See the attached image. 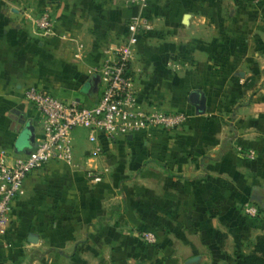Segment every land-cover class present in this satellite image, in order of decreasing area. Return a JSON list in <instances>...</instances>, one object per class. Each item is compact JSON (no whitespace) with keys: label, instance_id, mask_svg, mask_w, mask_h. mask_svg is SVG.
Instances as JSON below:
<instances>
[{"label":"crops","instance_id":"crops-1","mask_svg":"<svg viewBox=\"0 0 264 264\" xmlns=\"http://www.w3.org/2000/svg\"><path fill=\"white\" fill-rule=\"evenodd\" d=\"M43 7L54 20L47 37L29 19ZM137 10L130 0H0L7 161L23 153L15 140L26 121L41 132L24 90L95 100L87 83ZM148 12L154 29L130 72L143 102L185 112V125L102 141L99 153L89 142L74 149L72 133V164L50 161L23 181L0 226V264H228L259 234L243 204H264V0H149ZM102 167V181L89 182L86 169Z\"/></svg>","mask_w":264,"mask_h":264},{"label":"built area","instance_id":"built-area-1","mask_svg":"<svg viewBox=\"0 0 264 264\" xmlns=\"http://www.w3.org/2000/svg\"><path fill=\"white\" fill-rule=\"evenodd\" d=\"M130 1L138 10L128 18L124 41L116 48L113 58L103 60L94 69L100 79L95 100H65L36 85L24 90V101L40 116L41 132L34 136L28 152L10 161L5 152L0 153V226L31 172L50 161L73 163L71 135L75 128L87 131L88 142L94 145V153H99L102 141L112 143L153 129L178 130L185 125L188 119L185 112L166 110L139 98L130 62L139 39L151 33L154 24L147 14L149 0ZM29 19L34 34L43 37L53 34L54 20L49 7H43ZM75 56L78 58L80 54ZM106 172L107 167L88 168L84 174L89 182L99 183ZM243 211L252 217L258 214L257 207L249 201L243 204ZM142 237L148 243L156 240L151 232L142 233Z\"/></svg>","mask_w":264,"mask_h":264},{"label":"rangeland","instance_id":"rangeland-1","mask_svg":"<svg viewBox=\"0 0 264 264\" xmlns=\"http://www.w3.org/2000/svg\"><path fill=\"white\" fill-rule=\"evenodd\" d=\"M72 133H73V137H74V140H73L74 149L82 150V149H85L87 147H90V145L86 139L87 131L84 128H75ZM18 145L20 148L24 147L25 137L21 138V142H19ZM244 152L248 153L249 151L248 150L247 151L246 150L240 151V153H244ZM248 201L253 203L257 207L258 214L255 217H252V216H248L247 214L244 213L245 217L248 219V221L251 222V224H254V227H256V226L259 227V229H260L259 234H257L256 236L264 235V204L260 205V204L256 203L255 201H252V200H248ZM255 237L249 241L248 247L246 248V250L244 252H241L240 255H238V256L249 253L252 250V244H253ZM238 256H236V257H238Z\"/></svg>","mask_w":264,"mask_h":264},{"label":"water","instance_id":"water-1","mask_svg":"<svg viewBox=\"0 0 264 264\" xmlns=\"http://www.w3.org/2000/svg\"><path fill=\"white\" fill-rule=\"evenodd\" d=\"M98 76L94 77V81H88L87 86L89 88V91L95 92L97 89V83H98ZM190 100L193 103L195 110L197 113L203 112L204 111V104L201 98L199 97L198 91H193L190 94ZM34 128L31 125L30 121H26L19 131L16 140H15V149L16 151H20L23 153L28 152L33 145L34 142ZM25 137V145L23 148H20L18 143L21 142V138ZM129 136L128 138H130ZM30 240L33 242H36V237H30Z\"/></svg>","mask_w":264,"mask_h":264},{"label":"trees","instance_id":"trees-1","mask_svg":"<svg viewBox=\"0 0 264 264\" xmlns=\"http://www.w3.org/2000/svg\"><path fill=\"white\" fill-rule=\"evenodd\" d=\"M147 14H149L148 9ZM228 264H264V235L255 237L249 253L236 257L232 263Z\"/></svg>","mask_w":264,"mask_h":264}]
</instances>
